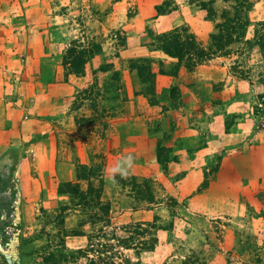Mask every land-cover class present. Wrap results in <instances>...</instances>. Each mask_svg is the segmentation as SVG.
I'll list each match as a JSON object with an SVG mask.
<instances>
[{
    "label": "rangeland",
    "instance_id": "1",
    "mask_svg": "<svg viewBox=\"0 0 264 264\" xmlns=\"http://www.w3.org/2000/svg\"><path fill=\"white\" fill-rule=\"evenodd\" d=\"M57 1L50 38L66 44L42 57L43 78L53 84L62 73L65 81L62 57L72 44L99 45L93 69L113 70L89 71L85 87L74 88L54 124L53 161L33 175L27 205L8 182L22 158L13 174H0V264H46L51 255L62 264H264V52L236 44L189 66L148 47L151 35L176 28L214 47L215 24L200 9L209 0ZM213 2L218 13L231 7ZM250 20L264 33V0ZM143 59L157 98L131 69ZM171 88L175 103L160 101ZM127 156L133 167L113 182L107 169ZM79 165L95 178L78 182L86 200L76 204L66 185L77 184ZM144 181L151 203L141 200Z\"/></svg>",
    "mask_w": 264,
    "mask_h": 264
},
{
    "label": "crops",
    "instance_id": "2",
    "mask_svg": "<svg viewBox=\"0 0 264 264\" xmlns=\"http://www.w3.org/2000/svg\"><path fill=\"white\" fill-rule=\"evenodd\" d=\"M57 2L0 0V174L11 173L14 159L22 158L8 182L18 188L24 206L37 186L33 175H44L53 161L54 124L69 112L74 88H84L89 75L66 82L61 73L51 84L39 69L45 54L66 44L50 38Z\"/></svg>",
    "mask_w": 264,
    "mask_h": 264
},
{
    "label": "trees",
    "instance_id": "3",
    "mask_svg": "<svg viewBox=\"0 0 264 264\" xmlns=\"http://www.w3.org/2000/svg\"><path fill=\"white\" fill-rule=\"evenodd\" d=\"M229 1L231 2L230 9H222L220 13L216 11L213 0H209L207 3L202 2L200 5V9L206 12V21L215 24L216 33L209 35L212 42L217 41L214 47L209 46L204 49L194 44L187 36L184 28H176L162 34L151 35V43H149L148 47L156 52H160L170 59L176 60L178 63L186 61L189 66L194 63H203L212 57L218 56L226 52V48L236 44L245 43L251 46V48L257 46L261 53L264 52V33H260L258 30L262 24L257 23L253 26L250 20V11L253 10V7L259 0ZM217 20H219V22H217ZM250 32L252 34V39H247V35ZM255 38L256 41H253ZM101 54L100 46L94 43L84 47L79 44L70 45L63 54L61 63L65 81L69 77L84 78L89 71L93 76H97L99 73H111L113 69L110 64H101L96 67V69H93L95 59L101 56ZM131 69L137 72V76L142 85L151 94V89L154 88L155 73L151 70L149 60L143 59L142 61H133L131 62ZM117 80H119V77L116 76V73H112L111 82L116 83ZM152 94H154L152 98H157L154 91ZM176 95L175 88H171L168 97L163 96L160 101L175 103L174 101L177 100ZM151 102L159 103L157 101ZM160 151L161 150L156 148L155 154L157 160H161L159 157ZM77 168V172L80 171L77 176V184H67L66 187L71 186L72 188H68V192L75 198H78L74 200L73 203L80 204L85 202L86 198L80 191L78 182L87 181L91 178H95V176L91 167L79 165ZM143 183L146 185V198L141 197V200L151 203L153 202L152 193L149 191L150 188L148 187L147 181ZM92 194L91 190L89 195L91 196ZM65 208H67V205L62 206L63 210H65ZM62 209H60V211H62ZM64 260V257L58 259V255H51L47 259L45 258L44 261L46 264H62ZM67 263L68 262H66V264Z\"/></svg>",
    "mask_w": 264,
    "mask_h": 264
},
{
    "label": "clouds",
    "instance_id": "4",
    "mask_svg": "<svg viewBox=\"0 0 264 264\" xmlns=\"http://www.w3.org/2000/svg\"><path fill=\"white\" fill-rule=\"evenodd\" d=\"M134 158L132 156L123 157L113 167L107 169L109 178L115 182V177L120 175L121 177L127 176L129 169L133 167Z\"/></svg>",
    "mask_w": 264,
    "mask_h": 264
}]
</instances>
